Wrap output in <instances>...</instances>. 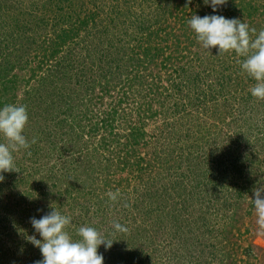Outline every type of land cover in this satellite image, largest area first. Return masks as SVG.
<instances>
[{
    "label": "rangeland",
    "instance_id": "obj_1",
    "mask_svg": "<svg viewBox=\"0 0 264 264\" xmlns=\"http://www.w3.org/2000/svg\"><path fill=\"white\" fill-rule=\"evenodd\" d=\"M194 14L213 11L203 0H0V95L18 80L4 100L26 106L36 141L0 173V264L43 258L25 234L40 238L30 218L52 205L73 239L92 226L116 240L98 248L104 264H264L252 204L264 99L242 57L200 46ZM215 14L264 29V0Z\"/></svg>",
    "mask_w": 264,
    "mask_h": 264
},
{
    "label": "clouds",
    "instance_id": "obj_2",
    "mask_svg": "<svg viewBox=\"0 0 264 264\" xmlns=\"http://www.w3.org/2000/svg\"><path fill=\"white\" fill-rule=\"evenodd\" d=\"M213 14L203 17L191 15L187 21L195 33L196 40L206 50L217 48L218 53L234 52L239 61L240 69L255 81L249 92L252 97L264 99V29L250 28L238 18H226L215 14L227 0H203ZM29 116L25 105L5 104L0 106V173L16 171L14 153L28 149L31 142L24 134ZM3 180V175H0ZM264 186L254 191L252 204L257 216V224L264 229ZM108 199L116 201L119 191L107 192ZM52 210L40 218L31 217L30 223L35 234L25 238L33 246L38 247L42 259L36 264H104L103 254L98 248L103 245L105 250L112 247L114 241L92 226H80L76 229L78 239H73L67 227L71 217L58 211L53 205ZM38 211H40L38 209ZM113 230L126 233L127 228L119 222H113Z\"/></svg>",
    "mask_w": 264,
    "mask_h": 264
},
{
    "label": "trees",
    "instance_id": "obj_3",
    "mask_svg": "<svg viewBox=\"0 0 264 264\" xmlns=\"http://www.w3.org/2000/svg\"><path fill=\"white\" fill-rule=\"evenodd\" d=\"M69 36V35H68ZM2 92H6L5 94L0 95V99H2L0 101V106L5 105L4 102H6V104L8 103V99L4 100V96H6L8 93L11 94V99L15 96H17L19 90H18V80L17 79H3V85H2ZM2 97V98H1ZM95 130V128H94ZM96 131V130H95ZM94 132V131H92Z\"/></svg>",
    "mask_w": 264,
    "mask_h": 264
}]
</instances>
